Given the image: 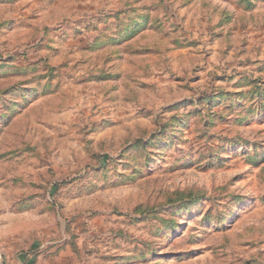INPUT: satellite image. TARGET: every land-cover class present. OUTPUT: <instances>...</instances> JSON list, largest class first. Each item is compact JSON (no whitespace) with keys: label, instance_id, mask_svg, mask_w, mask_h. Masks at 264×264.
Here are the masks:
<instances>
[{"label":"rangeland","instance_id":"1","mask_svg":"<svg viewBox=\"0 0 264 264\" xmlns=\"http://www.w3.org/2000/svg\"><path fill=\"white\" fill-rule=\"evenodd\" d=\"M1 264H264V0H0Z\"/></svg>","mask_w":264,"mask_h":264},{"label":"crops","instance_id":"2","mask_svg":"<svg viewBox=\"0 0 264 264\" xmlns=\"http://www.w3.org/2000/svg\"><path fill=\"white\" fill-rule=\"evenodd\" d=\"M0 264H1V262H0Z\"/></svg>","mask_w":264,"mask_h":264}]
</instances>
